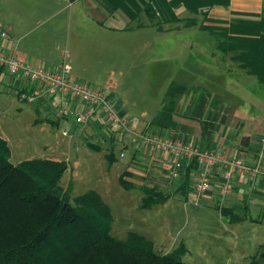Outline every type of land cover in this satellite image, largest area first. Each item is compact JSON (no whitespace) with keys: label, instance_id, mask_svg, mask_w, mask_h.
I'll use <instances>...</instances> for the list:
<instances>
[{"label":"rangeland","instance_id":"rangeland-1","mask_svg":"<svg viewBox=\"0 0 264 264\" xmlns=\"http://www.w3.org/2000/svg\"><path fill=\"white\" fill-rule=\"evenodd\" d=\"M6 1L1 3L2 8ZM77 31L71 34L67 46H58L55 59L64 58L58 51H67L65 61H70L74 74L80 75L75 78L118 94L135 113L140 107L154 105V99L164 93L166 85L178 81L182 74L190 78L218 71L216 61L208 60L210 51L202 50L201 45L206 44H200V39H207L209 33L194 25L166 33L153 29L116 33L117 40L109 37L102 51L96 45L98 37L90 32L85 39L87 47H81L75 36ZM185 39L189 40L187 45ZM117 42L123 45L119 47L123 56L117 57L115 48L112 51L108 46ZM230 71L229 74H238L236 68ZM21 91L12 84L0 83V135L9 143L10 160L13 163L31 157L65 160L67 168L59 183L68 189L70 202L80 193L95 191L110 208L113 237L125 239L130 233H137L159 252L184 246L179 258L192 264H248L255 255L258 264H264V194L256 195L259 198L253 204L244 201L241 195L239 203L229 206L235 216L233 220L231 213L221 212L224 203L197 200L194 204L195 196L184 200L177 188L166 192L164 202L143 206L141 187L126 188L120 182L128 149L125 157H119L117 152L116 159L109 163L107 147L103 151L94 149L89 144L93 140L82 133L75 134L73 124L67 128L68 135L63 134V123L46 120L36 109L37 101L23 99ZM257 164H264V159ZM193 176L192 173L191 185ZM251 177L246 184L255 188L256 177Z\"/></svg>","mask_w":264,"mask_h":264},{"label":"crops","instance_id":"crops-1","mask_svg":"<svg viewBox=\"0 0 264 264\" xmlns=\"http://www.w3.org/2000/svg\"><path fill=\"white\" fill-rule=\"evenodd\" d=\"M1 3H4V0H0V5ZM140 7L138 16L132 19L121 7L111 9L103 0H7L3 8L0 6V21L5 24L8 32L6 37L0 38V48L32 64L58 68L63 62L68 61H65L67 51L62 49L58 51V54L64 58L60 61L55 59L58 46L60 44L67 46L71 34L76 30L78 34L75 36L80 39L78 41H81V47H87L84 44L87 41L86 35L90 32L98 37L99 42H96V45L102 51L109 37L117 40L116 33L143 29L166 33L188 27L178 21L164 23L163 29L158 30L155 24L157 22L156 8L154 7L155 11L151 12V9L144 7L143 4ZM173 9L181 18L194 15L181 2L177 3ZM205 11L210 17L224 20L258 19L260 15L264 16V0H228L224 4L199 8V12ZM194 26L198 30H203L198 25ZM209 35L207 39H200L202 42L200 44H206L201 45L202 50L210 51L211 57H208V60L210 59L212 63L216 61L218 71L216 74H197L190 78H185L182 74L178 77V81L173 80L185 86L184 91L176 98L173 112V119L176 121L174 127L161 128L150 123L154 114L164 103L166 90L160 94V97L157 95L154 105L140 107L138 113H135L136 110L129 107L127 101L115 93L113 94L114 105L125 117L128 130L158 131L173 141L180 140L201 149L215 147L221 149L227 156H240L247 164L257 165V161L264 159V86L255 76L239 66V62L234 58V51H221L218 48L216 35L213 36L210 33ZM192 37L196 39L194 35ZM190 42L195 43L193 39ZM185 43L187 45L189 40L185 39ZM108 46H111L112 51L115 48L117 57L123 56V49H119L123 45L117 42L113 46L109 43ZM69 64L71 76L80 77L72 71L73 66L70 61ZM230 68H236L238 74H229ZM2 82L12 84L19 89L22 87L26 90L30 89V85L21 83L22 81L18 78L3 71L0 72V83ZM36 101L37 111L46 120L63 123L65 126L68 121L65 117L56 114L52 98ZM73 125L75 134L82 133L83 136H89L94 143L100 145L99 151L101 149L103 151L106 147L108 151L113 148L115 157L113 160L116 159L117 152L119 155L121 151L123 155L119 157H125L128 149L124 169L131 171L128 178L133 180V187L156 186L163 192H170L177 188L184 200L196 195L190 183L192 169L186 185L184 183L186 168L178 170L176 175L169 172L176 155L171 149H160L141 143L131 144L128 131L122 143L118 139L119 130L116 131L102 124L99 118L90 120L86 125ZM104 125L105 129L102 127ZM103 144L106 146L102 147ZM251 178L248 172L239 173L233 180L232 191L221 197L218 193L220 171L215 169L211 189L201 196L199 203H210L211 200H216L220 204L224 203L225 206L233 207L239 203L241 195H244V201L256 203L258 196L264 194V179L256 177V180L254 177L255 188H250L249 183H246ZM252 189L254 191L250 192Z\"/></svg>","mask_w":264,"mask_h":264},{"label":"trees","instance_id":"trees-1","mask_svg":"<svg viewBox=\"0 0 264 264\" xmlns=\"http://www.w3.org/2000/svg\"><path fill=\"white\" fill-rule=\"evenodd\" d=\"M111 9L121 7L130 18L138 16L144 7L155 11L158 30L164 23L181 22L183 26L198 25L217 37L218 48L234 51V58L247 73L264 86V16L258 19L213 18L200 7L224 4L228 0H103ZM181 2L192 16L179 17L173 7ZM198 14L202 15L199 20ZM214 22H225L218 25ZM1 72V70H0ZM183 84L171 81L165 100L150 123L161 128L176 125L173 112ZM20 94V92H19ZM100 149L97 143H89ZM122 144V143H121ZM113 161V148L107 153ZM194 163L186 166L185 185ZM67 162L63 159L31 157L18 163L10 160V146L0 135V264H192L179 258L184 246L159 252L142 235L130 233L125 239L110 234L112 215L108 204L93 190L73 197L59 183ZM130 170L119 177L126 187H133ZM142 205L164 202L168 194L156 186L142 185ZM222 213L233 212L220 207ZM235 216L231 213L230 219ZM256 255L248 264H258Z\"/></svg>","mask_w":264,"mask_h":264},{"label":"built area","instance_id":"built-area-1","mask_svg":"<svg viewBox=\"0 0 264 264\" xmlns=\"http://www.w3.org/2000/svg\"><path fill=\"white\" fill-rule=\"evenodd\" d=\"M8 35L7 28L0 21V38ZM70 64L63 62L58 68L45 65H35L30 61L8 54L0 48V70L18 78L21 83L30 85V89L21 88V97L33 101L42 98H52L56 114L68 121L62 128V133L68 135L69 124L86 125L90 120L99 118L102 124L119 130V140L122 142L126 131L129 132V142L155 146L160 149L169 148L176 154L172 160L169 172L176 175L178 170L194 163L192 169V187L195 191L194 204L200 200L212 186L215 169L220 171L218 193L221 197L233 188V180L239 174L264 179V164H246L240 156H227L221 149L215 147L199 148L196 145L173 141L164 137L158 131L136 132L128 130L126 119L115 105L113 94L105 87H98L87 81L75 78L70 74ZM119 155H123L121 151Z\"/></svg>","mask_w":264,"mask_h":264}]
</instances>
